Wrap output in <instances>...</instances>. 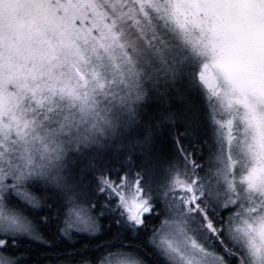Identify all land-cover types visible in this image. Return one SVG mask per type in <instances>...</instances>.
I'll return each instance as SVG.
<instances>
[{
    "label": "snow or ice",
    "instance_id": "1",
    "mask_svg": "<svg viewBox=\"0 0 264 264\" xmlns=\"http://www.w3.org/2000/svg\"><path fill=\"white\" fill-rule=\"evenodd\" d=\"M0 264H264V0H0Z\"/></svg>",
    "mask_w": 264,
    "mask_h": 264
}]
</instances>
